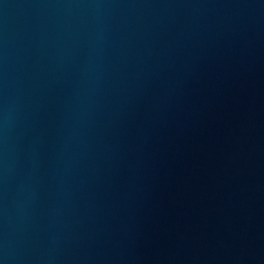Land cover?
I'll use <instances>...</instances> for the list:
<instances>
[{
    "label": "water",
    "instance_id": "1",
    "mask_svg": "<svg viewBox=\"0 0 264 264\" xmlns=\"http://www.w3.org/2000/svg\"><path fill=\"white\" fill-rule=\"evenodd\" d=\"M0 264H264V0H0Z\"/></svg>",
    "mask_w": 264,
    "mask_h": 264
}]
</instances>
